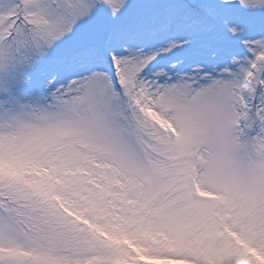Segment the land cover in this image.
Segmentation results:
<instances>
[{"label": "snow or ice", "instance_id": "6c2138e0", "mask_svg": "<svg viewBox=\"0 0 264 264\" xmlns=\"http://www.w3.org/2000/svg\"><path fill=\"white\" fill-rule=\"evenodd\" d=\"M0 264H264V0H0Z\"/></svg>", "mask_w": 264, "mask_h": 264}]
</instances>
